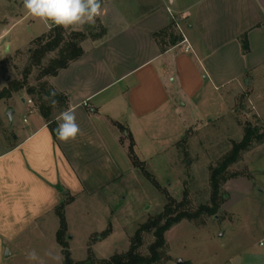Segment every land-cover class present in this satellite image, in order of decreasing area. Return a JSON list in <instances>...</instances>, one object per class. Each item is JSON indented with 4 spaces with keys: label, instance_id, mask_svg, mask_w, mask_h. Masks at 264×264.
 Listing matches in <instances>:
<instances>
[{
    "label": "crops",
    "instance_id": "obj_1",
    "mask_svg": "<svg viewBox=\"0 0 264 264\" xmlns=\"http://www.w3.org/2000/svg\"><path fill=\"white\" fill-rule=\"evenodd\" d=\"M71 31L85 36L84 54L51 86L67 97L81 131L60 141L34 100H22L35 115L0 153V258L27 230L59 219L65 200L131 173L127 139L168 143L165 131L196 122L187 115L200 98H250L264 68V0H103L94 25Z\"/></svg>",
    "mask_w": 264,
    "mask_h": 264
},
{
    "label": "rangeland",
    "instance_id": "obj_2",
    "mask_svg": "<svg viewBox=\"0 0 264 264\" xmlns=\"http://www.w3.org/2000/svg\"><path fill=\"white\" fill-rule=\"evenodd\" d=\"M54 27L27 16L22 0H0V90L23 79L36 40ZM65 30L68 37L76 33L72 28ZM56 57L57 53L48 55L42 67ZM42 67L32 70L28 86L38 85ZM249 89L255 90L250 98L242 92L225 101L219 92L216 103L200 98L199 108L187 115L196 122L186 130L165 131L169 134L166 144H155L143 134L137 136L136 145L125 138L129 154L133 144L137 157L136 167L130 159L133 171L95 195L81 194L73 204L71 199L63 203V243L73 262L109 260L127 253L138 230L162 214L172 200L186 202L190 213L212 208V174L254 128L257 139L238 153L224 175L226 182L220 181L216 214L205 213L171 229L158 264L180 260L184 264H264V68ZM26 98L23 93L0 102V153L14 144L34 118V111L22 102ZM10 111L15 112L12 129L7 118ZM51 218V225L42 222L10 242V255L6 256V250L0 264H64L65 249L58 242L61 219ZM153 241L152 235H143L142 255L148 254ZM33 250L37 258L29 259Z\"/></svg>",
    "mask_w": 264,
    "mask_h": 264
},
{
    "label": "trees",
    "instance_id": "obj_3",
    "mask_svg": "<svg viewBox=\"0 0 264 264\" xmlns=\"http://www.w3.org/2000/svg\"><path fill=\"white\" fill-rule=\"evenodd\" d=\"M67 34L64 28L56 26L52 28L47 35L38 38L36 40L37 47L32 52L30 66L24 72L23 79L21 81H14L10 83L7 88L0 90V102L9 101L13 97L23 93L34 100L39 113L49 124L54 137H57L54 131L57 127L55 121L56 117L68 108V99L57 92L55 97L50 96V93L54 90L51 86V78L57 76L59 72L69 67L71 63L79 60L84 54L81 43L85 39V36L79 33H72L70 37H68ZM52 53H57V57L50 60L49 64L43 68L44 59ZM35 67H42L39 75L40 81L36 86H28L30 75ZM53 99L56 101L54 106L51 103ZM256 133L257 130L254 128L248 130L244 141L234 148L231 157L225 160L223 165L217 168L212 174V208L201 207L198 212L190 213L185 210L186 202L177 203L175 200H172L162 214L152 219L138 230L132 241V246L127 253L116 255L109 260H92L84 264H158L160 261V253L166 246V234L171 229L184 220L192 221L205 213L210 215L216 214L219 209L218 196L220 194V181L222 179V181L226 182L224 175L228 167L236 163V156L239 152L245 151L250 146L252 140L254 138L257 139ZM129 155L134 167H136L137 157L133 151V144L130 147ZM63 208L64 205L61 204L57 209L62 227L58 232V242L65 249L64 264H75L71 258L70 252L64 247L63 243V236L66 230ZM144 234L152 235L154 239L153 243L148 248L147 255H142L140 252L143 246Z\"/></svg>",
    "mask_w": 264,
    "mask_h": 264
},
{
    "label": "clouds",
    "instance_id": "obj_4",
    "mask_svg": "<svg viewBox=\"0 0 264 264\" xmlns=\"http://www.w3.org/2000/svg\"><path fill=\"white\" fill-rule=\"evenodd\" d=\"M103 0H22L26 15L40 23L52 27L76 30L86 24L94 25L100 16ZM53 90L50 96L55 97ZM54 106L56 101H51ZM55 133L62 142L75 140L81 129L76 121L75 110L68 108L60 113ZM29 259H36L33 250Z\"/></svg>",
    "mask_w": 264,
    "mask_h": 264
},
{
    "label": "water",
    "instance_id": "obj_5",
    "mask_svg": "<svg viewBox=\"0 0 264 264\" xmlns=\"http://www.w3.org/2000/svg\"><path fill=\"white\" fill-rule=\"evenodd\" d=\"M8 50H9V49H8ZM23 101H25V100H23ZM14 116H15V112H14V111H10V112H8V114H7V118H8V120H9L10 128H11V129H12L13 126H14ZM9 255H10V253H9V251H7L6 256H9ZM178 264H184V262H183L182 260H180V261L178 262Z\"/></svg>",
    "mask_w": 264,
    "mask_h": 264
},
{
    "label": "built area",
    "instance_id": "obj_6",
    "mask_svg": "<svg viewBox=\"0 0 264 264\" xmlns=\"http://www.w3.org/2000/svg\"><path fill=\"white\" fill-rule=\"evenodd\" d=\"M179 29H180V28H179ZM180 33H181V35H182V37H183V42L181 43V45L183 46L185 52H186V53L191 52V51H192L191 46L189 45L188 40L185 38V36H184V34H183V32H182L181 29H180ZM28 103L31 105L33 102H32V101H29ZM261 245H262V244H261Z\"/></svg>",
    "mask_w": 264,
    "mask_h": 264
}]
</instances>
